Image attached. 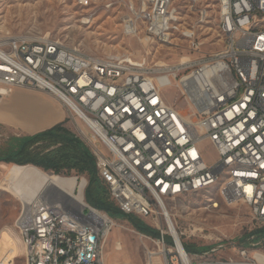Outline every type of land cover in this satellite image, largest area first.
<instances>
[{
	"label": "built area",
	"instance_id": "built-area-1",
	"mask_svg": "<svg viewBox=\"0 0 264 264\" xmlns=\"http://www.w3.org/2000/svg\"><path fill=\"white\" fill-rule=\"evenodd\" d=\"M217 2L223 47L174 64L157 66L128 52L96 55L34 33L0 37V103L28 88L65 107L74 133L95 157L109 199L159 231L157 238L142 234L147 264H264L262 228L239 239L219 236L200 253L189 252L181 234L167 228L170 201L200 192L223 173H232L233 182L218 195L227 204L245 203L264 225V25H254L255 17H264L263 1ZM179 7L176 0H143L125 20V31L144 32L161 44L179 33L198 52L196 23L185 26ZM197 14L204 22L208 10L198 8ZM102 68L110 75L95 78ZM180 113H188L189 121ZM207 145L218 154L212 162L204 155ZM240 163L254 167V174H242ZM65 174L60 176L73 183L21 201L14 226L24 264H106L116 219L100 208L90 212L86 173Z\"/></svg>",
	"mask_w": 264,
	"mask_h": 264
},
{
	"label": "rangeland",
	"instance_id": "rangeland-1",
	"mask_svg": "<svg viewBox=\"0 0 264 264\" xmlns=\"http://www.w3.org/2000/svg\"><path fill=\"white\" fill-rule=\"evenodd\" d=\"M142 1L90 0L87 5H81L77 0H0V37L34 33L58 39L68 46L80 47L96 55L118 52L145 55L157 66L174 64L183 57L194 60L223 47L225 36L218 24L217 0H198L197 4L195 0H176L180 6L182 23L185 26L196 23L197 36L201 42L198 52L191 51L188 40L179 33L172 43L166 44L147 38L144 32L127 34L125 20L132 15L133 7H141ZM198 8H207L206 21L198 22ZM167 95L172 99L174 91L168 90ZM33 109L18 106L14 111L18 116L34 119L44 117L49 111H44V107ZM63 122L74 132L68 117ZM78 124L83 126L81 122ZM10 134L9 129L0 127V139ZM204 155L208 162L218 157L209 145L204 148ZM11 165L14 163H0V264H24L23 244L14 226L21 197L6 182ZM45 172L57 174L53 170ZM66 172L63 170L59 175H66ZM221 191L212 188L194 192L167 204L182 242L199 253L212 247L219 236L239 239L264 227L254 219L248 205L242 202L227 204V200L218 195ZM213 202L219 206L213 207ZM113 217L117 224L105 245L106 264H147V240L142 233L127 219ZM140 219L155 229L151 220Z\"/></svg>",
	"mask_w": 264,
	"mask_h": 264
},
{
	"label": "trees",
	"instance_id": "trees-1",
	"mask_svg": "<svg viewBox=\"0 0 264 264\" xmlns=\"http://www.w3.org/2000/svg\"><path fill=\"white\" fill-rule=\"evenodd\" d=\"M15 140L18 143L17 149L9 154L0 155L1 163L31 164L44 171L53 170L57 174L65 169L86 173L89 176L86 199L92 206L108 211L112 216L127 219L142 234L159 237L157 229L150 227L138 217L125 214L109 199L108 189L97 174L94 155L89 148L71 136L64 122L34 135L16 137ZM261 231H264V228ZM185 247L189 252H198L189 245Z\"/></svg>",
	"mask_w": 264,
	"mask_h": 264
},
{
	"label": "bare ground",
	"instance_id": "bare-ground-1",
	"mask_svg": "<svg viewBox=\"0 0 264 264\" xmlns=\"http://www.w3.org/2000/svg\"><path fill=\"white\" fill-rule=\"evenodd\" d=\"M262 1H263V7H264V0ZM145 3H152V0H145ZM254 25H264V17H255ZM169 43H172V42H169ZM76 50L84 51L80 47H76ZM189 59L190 58L188 57H183L182 61L184 62L189 61ZM104 75H110V68H102V70L95 71V78H104ZM42 112L44 113V111ZM39 119L31 120V119L26 118L20 121H16L15 123L21 124L26 129L33 130V129L42 128L44 127L45 124H49L53 121V119H49V121H46V123H44L45 120H39ZM180 120L189 121V114L180 113ZM240 170L242 174H254V167H249L248 163H240ZM6 179H7L6 182L9 183L11 190L16 195L21 197L20 201H23V203L31 202L37 196H40L46 193V191L61 190L62 188H64L65 183H73L74 181V179L71 177H64L58 174L55 175L53 173L45 172L44 170L34 165H31V164L11 165L8 169ZM231 182H233V174L223 173L219 175L215 180L210 181L207 185L200 186V191L209 190L212 188L213 189L217 188L218 191L223 190V189H226ZM216 203L217 202H213L212 205ZM218 206L219 204H216L213 207L217 208ZM90 212H97V208L90 205ZM165 214L167 216V223H168L167 228L169 229V231L174 233L176 236L180 235L178 233V228L173 220V217L171 215V212L168 206L165 211ZM177 251H184V245L177 244ZM158 261H159V258H158Z\"/></svg>",
	"mask_w": 264,
	"mask_h": 264
},
{
	"label": "crops",
	"instance_id": "crops-1",
	"mask_svg": "<svg viewBox=\"0 0 264 264\" xmlns=\"http://www.w3.org/2000/svg\"><path fill=\"white\" fill-rule=\"evenodd\" d=\"M18 106H21L23 108L34 107V109L44 107V111L45 109H49L42 120H45L44 123H46V121H49V119H53V121L49 124H45L42 128L33 130L26 129L21 124H16L15 122L26 118L31 120L34 118L18 116L14 111V109ZM31 112L33 111H30V113ZM67 117L68 114L65 107L50 94L28 88H17L9 98L0 103V127L9 129L11 131V134L6 138L0 139V155L3 156L9 154L17 149L18 143L15 140L16 137L24 138L26 136L34 135L38 132L49 129L58 123L63 122ZM64 126L69 130L72 137L79 140L81 144L88 148L84 140L78 137L71 128H69L65 123ZM53 147L54 146H52V148ZM1 162L2 161H0V163ZM5 163L6 162H4L3 164ZM8 164L9 163H7V165Z\"/></svg>",
	"mask_w": 264,
	"mask_h": 264
}]
</instances>
